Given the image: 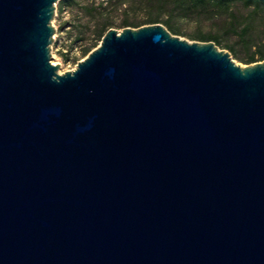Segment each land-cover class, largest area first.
Instances as JSON below:
<instances>
[{
    "label": "water",
    "instance_id": "water-1",
    "mask_svg": "<svg viewBox=\"0 0 264 264\" xmlns=\"http://www.w3.org/2000/svg\"><path fill=\"white\" fill-rule=\"evenodd\" d=\"M60 0H0V264H264V61L162 24L52 64Z\"/></svg>",
    "mask_w": 264,
    "mask_h": 264
},
{
    "label": "trees",
    "instance_id": "trees-1",
    "mask_svg": "<svg viewBox=\"0 0 264 264\" xmlns=\"http://www.w3.org/2000/svg\"><path fill=\"white\" fill-rule=\"evenodd\" d=\"M109 3L115 1L117 6L125 7L126 17L122 19L120 26L140 28L146 25L162 24L172 34L179 35L176 19H192L197 14H205L212 19L225 18L226 32L238 36L235 45L226 43L225 49L229 50L234 59L254 64L264 61V0H105ZM79 0H62L61 9L78 4ZM94 7L93 13L102 22L97 29L98 38H103L107 31L113 27L114 20L108 12V6ZM134 9L142 10L147 19L145 21H132L128 13ZM165 15V18H162ZM98 18V17H97ZM200 42H214L218 47L222 46V36L218 34H197ZM247 51L246 57L239 53L236 47ZM255 48V51L252 49ZM90 51L85 50L86 55Z\"/></svg>",
    "mask_w": 264,
    "mask_h": 264
},
{
    "label": "rangeland",
    "instance_id": "rangeland-1",
    "mask_svg": "<svg viewBox=\"0 0 264 264\" xmlns=\"http://www.w3.org/2000/svg\"><path fill=\"white\" fill-rule=\"evenodd\" d=\"M61 1L56 4L55 14L51 23L55 32L53 35L54 41L50 45V51L52 64H59L58 73L65 74L66 72L75 70L78 63L99 46L102 40L97 36L98 25L102 22V18L93 13V8L96 6L101 8V4L103 7L108 6V12L111 13L114 20V25L111 28L119 31L123 30L120 24L122 19L126 17V8L117 6L115 1L108 4L105 0H79L78 4L61 9ZM128 14L129 19L132 21H145L147 19L146 14L140 9H134ZM165 17V15H162V18ZM175 23L182 31L176 36L190 42H200L196 38V35L199 33L218 34L222 36L224 43L219 48L229 52V50L225 49V44L235 45L239 41L238 36L227 34V22L225 18L212 19L205 14H197L192 19H176ZM236 48L243 57H246L248 53L245 49H241L240 46ZM87 49L90 52L86 55L85 50ZM252 51H255V48ZM231 57L241 67L252 65L234 59L232 55Z\"/></svg>",
    "mask_w": 264,
    "mask_h": 264
}]
</instances>
